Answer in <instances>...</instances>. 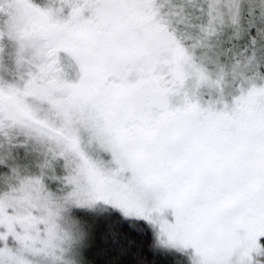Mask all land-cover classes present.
<instances>
[{
  "label": "snow or ice",
  "instance_id": "snow-or-ice-1",
  "mask_svg": "<svg viewBox=\"0 0 264 264\" xmlns=\"http://www.w3.org/2000/svg\"><path fill=\"white\" fill-rule=\"evenodd\" d=\"M0 264H264V0H0Z\"/></svg>",
  "mask_w": 264,
  "mask_h": 264
}]
</instances>
